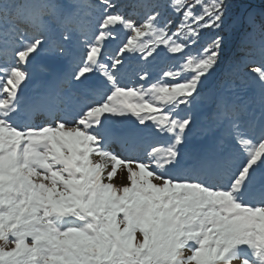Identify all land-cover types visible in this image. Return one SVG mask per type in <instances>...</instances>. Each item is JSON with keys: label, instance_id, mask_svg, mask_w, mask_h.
<instances>
[{"label": "snow or ice", "instance_id": "1", "mask_svg": "<svg viewBox=\"0 0 264 264\" xmlns=\"http://www.w3.org/2000/svg\"><path fill=\"white\" fill-rule=\"evenodd\" d=\"M63 7L0 0V264H264V69L246 100L206 92L230 0ZM42 54L71 75L42 64L27 96ZM205 100L223 131L198 143Z\"/></svg>", "mask_w": 264, "mask_h": 264}, {"label": "rangeland", "instance_id": "2", "mask_svg": "<svg viewBox=\"0 0 264 264\" xmlns=\"http://www.w3.org/2000/svg\"><path fill=\"white\" fill-rule=\"evenodd\" d=\"M93 1L94 3L98 2V0H93ZM132 1L133 0H120V2L125 5H128ZM263 1L264 0H230L232 4V8L230 10V23H229V26L226 28V30L222 33L226 41L224 52H223V62L220 64L219 68L216 70L215 75L212 77V80L209 82L206 92L215 93L216 87L218 86L220 82L223 81V75H226V77L228 78V82H230L231 85H237V78L234 75L238 67L235 66L234 61L236 62L237 60L242 59L243 62L240 65V69L243 71V73L244 72L247 74L256 73L255 72L256 65L245 62L244 60L248 58L245 55V52L236 53L235 48L237 47V44L240 41L246 42L249 45L250 44L249 38L252 37L257 26L259 27L262 23H264V7L262 8L261 6V5H264ZM55 4L60 6L61 9L64 11L69 10L63 7L68 4L77 6L71 9V11L78 9V4L76 3V0H61L59 3L55 2ZM249 14H251L253 18V22H250ZM49 19L50 18L44 21L47 22ZM131 19L138 20L140 19V17L135 15ZM212 35L213 33L208 32L207 35L205 36V40L210 39ZM42 64L48 65L54 73L55 72L62 73L64 76H70L72 72L71 63H67L63 67L58 68L57 65L54 64L53 61L50 59V56L48 54H42L36 59V61L33 62L31 66L30 70L35 73V77H34L33 84L27 89L25 95L27 96L36 95L40 91L37 85L40 84L41 82H48L51 80V76L48 73L40 71V65ZM164 66L165 65L163 64L160 65V67H164ZM257 76L258 74L255 75V78H257ZM164 79L167 80L170 78L164 77ZM24 83H27V81H25ZM139 83H143V81L141 80L139 81ZM257 85H260L259 80L257 82ZM242 86H248V85L242 84ZM21 88H23V83L21 84ZM242 91L243 93H239L240 96L244 97L245 95L248 96L250 94V92H246V90L245 91L241 90V92ZM241 101L243 100L241 99ZM161 103L163 102L162 101L156 102L157 105ZM204 105H205V102H202L199 106H196L194 108V112H193V115L196 121V128H197L196 139L198 143L211 139L210 133L209 135L207 133L205 135L199 132V131H202L201 129H204L203 125L209 113L208 111L204 110L203 108ZM42 119H43L42 116H36L35 122L39 123ZM199 135H202L203 138H201ZM158 139L163 141L162 137ZM161 143L158 146L162 145ZM95 159L99 160V157H95ZM109 167H111V165H109ZM126 177H127L126 166L120 165L117 169V176L114 178L113 182L118 186H123L128 183Z\"/></svg>", "mask_w": 264, "mask_h": 264}, {"label": "trees", "instance_id": "3", "mask_svg": "<svg viewBox=\"0 0 264 264\" xmlns=\"http://www.w3.org/2000/svg\"><path fill=\"white\" fill-rule=\"evenodd\" d=\"M18 0V3L21 4H28L31 3L33 5L39 6L42 4H47V3H59L61 0ZM264 2V1H263ZM76 3L78 4V6L80 5H89V4H96L94 3L93 0H76ZM135 3V0H133L131 3L129 4H133ZM262 8L264 7V5H261ZM86 8H81L78 7V9L74 10L73 12L75 14H79L81 12L86 11ZM123 11L126 14L130 15V18L134 17L135 15H137L138 17H142L143 13L142 11H140L139 9H137L135 12L132 11L131 8L125 7L123 9ZM48 18H50L48 15H44L42 17L43 20H47ZM20 27L22 28H27L28 32L30 34H33L34 32L38 31V24L37 25H32L30 22H24L20 25ZM33 32V33H32ZM259 40H260V26L256 28V30L254 31L253 35L251 38H249V42L250 44L248 45L246 42H242L240 41L237 44V47L235 48L236 53L237 52H245V55L248 57H246L247 59H245L244 61L250 64H255L256 68H262L264 69V56L261 55L260 53V49H259ZM242 59L237 60L236 62L234 61L235 66H237L238 68L236 69L235 72V77L237 78V85H231L230 82H228V78L226 77V75H223V81L220 82L218 84V86L216 87V92H221L223 91L225 94L229 95V96H233L235 97L237 100L241 101L242 100H246L249 97H252L254 95H258L259 93V85H257L258 79L255 78V75L257 73H252V74H247V73H243V71L240 69V65L242 63ZM233 64V63H232ZM248 78V79H247ZM244 82V83H243ZM260 83V81H259ZM242 84L248 85V86H242ZM241 90H246V92H250V94L248 96H240L239 93H243V91L241 92ZM205 105H204V110L208 111V115H207V119L205 120L204 123V129L207 130V134L209 135V133L211 134V138L213 136H220L222 135V129L220 128H212V116L213 113L215 111V106L214 104H212L210 101L205 100ZM204 129H201L202 131H199L200 133L203 134ZM201 138L202 135H199ZM163 142V141H161ZM162 145H160L161 149L163 150L164 148V143H161Z\"/></svg>", "mask_w": 264, "mask_h": 264}]
</instances>
